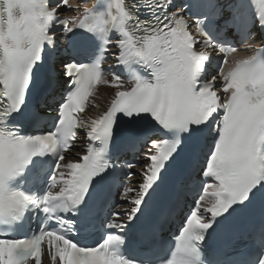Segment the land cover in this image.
I'll use <instances>...</instances> for the list:
<instances>
[{
	"label": "snow or ice",
	"instance_id": "6c2138e0",
	"mask_svg": "<svg viewBox=\"0 0 264 264\" xmlns=\"http://www.w3.org/2000/svg\"><path fill=\"white\" fill-rule=\"evenodd\" d=\"M174 7L173 0H117L105 11L85 9L69 20L58 15L71 8L69 0H52L51 7L49 0H0V264H43L45 242L52 264H264V214L246 233L226 227L257 196L264 198V55L229 64L228 55L236 47L211 34L213 21L227 10L232 18L226 28L254 36L249 26L258 22L264 28V0H255L251 20L244 0L227 9L215 0H194L169 11ZM188 10H194L197 35L190 31ZM57 25L74 55L77 30L90 34L96 58L91 63L64 62L65 93L54 121H49L51 110L42 112L41 107L56 85L50 69L58 56ZM112 33L119 38L113 40ZM113 46L118 51L110 53ZM214 52L223 54L221 66L206 78ZM109 54L117 61L109 70L124 69L132 86L125 89L114 73L112 86L124 90L89 122L79 114L101 82L102 62ZM41 70L47 73L44 80L38 76ZM218 78L222 87H217ZM33 89L37 102L29 98ZM81 129H87L86 154L62 163ZM156 131L165 138L149 139ZM120 136L126 137V149L147 142L155 154L110 163L109 146ZM201 157H206L202 194L175 236L174 249L161 255L166 245L159 239L160 225L181 206ZM140 162L146 167L134 172ZM118 168L125 169L123 183L134 174L142 181L138 192L122 188L121 200L134 193L128 201L133 207L122 210L126 221L119 220L120 210L109 211L113 205L105 188L121 182ZM170 170L169 199L159 210L158 223L141 234L142 255L130 259L126 229L150 207L152 194L168 181ZM208 178L215 183L208 184ZM206 197L214 203L202 210ZM102 215L105 232L121 234H106L85 245L79 237L96 228ZM205 215L210 216L207 221ZM25 226L28 235L11 234ZM217 232L223 244L208 246L206 240ZM241 235L251 241V254L229 255Z\"/></svg>",
	"mask_w": 264,
	"mask_h": 264
},
{
	"label": "bare ground",
	"instance_id": "6f19581e",
	"mask_svg": "<svg viewBox=\"0 0 264 264\" xmlns=\"http://www.w3.org/2000/svg\"><path fill=\"white\" fill-rule=\"evenodd\" d=\"M246 53L237 52L232 55L229 59L230 64H232L236 60L243 59L247 57ZM114 89L109 86H102L96 91L97 96H95L91 102L89 107V113L92 114L94 117L99 115L106 107L108 103V99L112 96ZM145 167V166H143ZM139 179V176H136Z\"/></svg>",
	"mask_w": 264,
	"mask_h": 264
},
{
	"label": "rangeland",
	"instance_id": "374dc122",
	"mask_svg": "<svg viewBox=\"0 0 264 264\" xmlns=\"http://www.w3.org/2000/svg\"><path fill=\"white\" fill-rule=\"evenodd\" d=\"M115 91H117L116 89L114 90V93H113V95H115Z\"/></svg>",
	"mask_w": 264,
	"mask_h": 264
}]
</instances>
